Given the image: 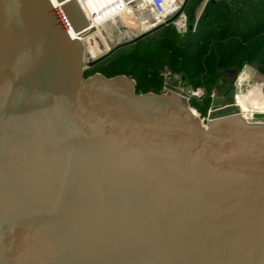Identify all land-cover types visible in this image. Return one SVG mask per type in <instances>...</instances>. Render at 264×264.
Returning a JSON list of instances; mask_svg holds the SVG:
<instances>
[{
	"label": "water",
	"instance_id": "water-1",
	"mask_svg": "<svg viewBox=\"0 0 264 264\" xmlns=\"http://www.w3.org/2000/svg\"><path fill=\"white\" fill-rule=\"evenodd\" d=\"M186 2L85 64L74 0H0V264H264V113L84 76Z\"/></svg>",
	"mask_w": 264,
	"mask_h": 264
},
{
	"label": "trees",
	"instance_id": "trees-1",
	"mask_svg": "<svg viewBox=\"0 0 264 264\" xmlns=\"http://www.w3.org/2000/svg\"><path fill=\"white\" fill-rule=\"evenodd\" d=\"M202 2L187 0L183 33L168 23L118 48L84 76L123 74L133 79L137 93H160L159 71L167 66L186 83L204 88L201 98L207 108L210 90L230 71L250 64L264 74V0H207L197 16ZM196 110L201 116L206 112Z\"/></svg>",
	"mask_w": 264,
	"mask_h": 264
},
{
	"label": "built area",
	"instance_id": "built-area-1",
	"mask_svg": "<svg viewBox=\"0 0 264 264\" xmlns=\"http://www.w3.org/2000/svg\"><path fill=\"white\" fill-rule=\"evenodd\" d=\"M137 1H141L144 10L149 13L150 19H152V24L156 26L164 23L167 18L174 15L179 10L182 3V0ZM204 1L207 0H203V2ZM85 21L88 32L93 27L87 23L88 20ZM170 23L179 33H183L187 28L183 11L177 14ZM193 26L194 24L191 26V29H193ZM84 54L85 53L83 51V55ZM87 56L86 61L84 62L85 64L96 59L100 55L94 58H88ZM249 66L250 64H244L242 67L235 70V73L232 75L230 80L232 84L230 104L235 107L237 113L245 121L258 113H264V79L257 77L258 70L255 69L253 65V68L248 70ZM86 68L87 67L85 66L84 69ZM159 75L161 78L160 93H162L165 89L184 98L188 105H190L189 102L191 99L201 98V96L204 95V88L202 86H193L192 84L186 83L179 73L172 72L167 66L161 67ZM220 84L221 82L219 85ZM219 85L213 87L209 92L210 105L206 111L205 117L202 116L204 119H207L210 111L216 108L212 105V101L221 96L219 95Z\"/></svg>",
	"mask_w": 264,
	"mask_h": 264
},
{
	"label": "bare ground",
	"instance_id": "bare-ground-1",
	"mask_svg": "<svg viewBox=\"0 0 264 264\" xmlns=\"http://www.w3.org/2000/svg\"><path fill=\"white\" fill-rule=\"evenodd\" d=\"M75 2L84 19L88 20L87 23L95 27V31L87 35L85 34L81 38H79V36L76 35L79 41H82L81 44L82 45L84 44L83 50L85 54L83 55L82 58L83 62L86 61V56L88 54H90L89 57L87 56L88 58L97 57L98 55L104 54L108 50H110L111 49L110 47L113 46L114 44L115 45L113 47H115L118 44L124 43L121 42L122 40L126 38H130L131 36L130 31L127 29L117 32L116 35L112 33L113 31L109 26V21L111 20L110 19L111 14H105V18L103 19V21H99V20L97 21L93 11L90 9V7L88 6L85 0H76ZM142 5L143 4H141V1H137V0H135V3L132 4V7L134 8V12L143 17V19L141 18L139 21L144 25H148L147 29L155 27L156 25L152 24V19H150L149 13L144 10V7ZM123 26L125 25H121L120 27L123 29L124 28ZM132 36L135 37V35Z\"/></svg>",
	"mask_w": 264,
	"mask_h": 264
},
{
	"label": "rangeland",
	"instance_id": "rangeland-1",
	"mask_svg": "<svg viewBox=\"0 0 264 264\" xmlns=\"http://www.w3.org/2000/svg\"><path fill=\"white\" fill-rule=\"evenodd\" d=\"M85 1L88 4V6L90 7V9L93 11L94 16H95L97 21L98 20L103 21V19L105 18V14H111L110 15L111 20L109 21V26L112 29V31H113L112 33L114 35H116L117 32L122 31L124 29H127L130 31V35H131L130 38H126V39L122 40L121 42H125V41H127V39L128 40L132 39L134 37L132 35L136 36L148 28V25H144L143 23H141L139 21L141 18L143 19V17L134 12V8L132 7V4L135 3V0H85ZM198 7H200V6H198ZM198 7H196V8H198ZM201 7H202V5H201ZM196 11H197V9H196ZM121 25H125V26H123L124 27L123 29L120 27ZM92 27H93L92 29H90L88 32H86V35L95 31V27L94 26H92ZM178 34H181V33L178 32ZM113 46H111L110 48H112ZM89 56H90V54H88V57ZM252 68H253L252 65H250L248 67V70H251ZM255 69L258 70L257 71V77L264 79V74L262 72H260V70H259L260 68L255 67ZM227 90H228L227 87L226 88L223 87V91H227ZM202 99L203 98H193L190 100L189 104L191 107L194 106L195 108L194 107L193 108L195 110L199 108L201 110L207 111L209 105L206 108ZM205 115H206V112L203 116L205 117Z\"/></svg>",
	"mask_w": 264,
	"mask_h": 264
},
{
	"label": "flooded vegetation",
	"instance_id": "flooded-vegetation-1",
	"mask_svg": "<svg viewBox=\"0 0 264 264\" xmlns=\"http://www.w3.org/2000/svg\"><path fill=\"white\" fill-rule=\"evenodd\" d=\"M229 77H230V74H228ZM228 75H224L223 78H222V81H221V84H220V87H219V95L223 96V99L224 101H229L231 99V91H223V87H227L225 85V83H227L228 81L231 80V77L229 78Z\"/></svg>",
	"mask_w": 264,
	"mask_h": 264
},
{
	"label": "crops",
	"instance_id": "crops-1",
	"mask_svg": "<svg viewBox=\"0 0 264 264\" xmlns=\"http://www.w3.org/2000/svg\"><path fill=\"white\" fill-rule=\"evenodd\" d=\"M202 4H203V3H201V4L199 5L200 7L197 6L198 8H196V9H197V11H196V14H197V15H198V12H199L200 9H201V5H202Z\"/></svg>",
	"mask_w": 264,
	"mask_h": 264
}]
</instances>
